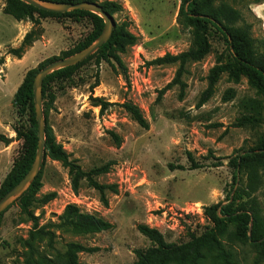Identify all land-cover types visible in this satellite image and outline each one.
Segmentation results:
<instances>
[{"label": "rangeland", "instance_id": "374dc122", "mask_svg": "<svg viewBox=\"0 0 264 264\" xmlns=\"http://www.w3.org/2000/svg\"><path fill=\"white\" fill-rule=\"evenodd\" d=\"M112 1L124 7V13L114 17L116 24L128 23L129 31L139 37L136 45L120 54L123 66L113 68L105 62L97 65L93 58L78 68L72 79L52 83L43 103L44 111L50 109L48 116L45 114L46 126L71 160L85 171L115 163L109 174L97 179L102 184L118 185V193H107L108 207L86 182L75 194L69 169L47 152L38 198L53 192L57 198L44 206L33 205L34 215L39 218L37 228L18 203L3 213L0 264H49L46 260L64 253L71 242L99 248L95 253L79 255L84 264H135V250L154 246L139 232L141 224L159 230L168 243L187 242L188 228L201 234L212 226L204 207L225 201L232 190L234 171L229 166L230 159L254 147L264 133V124L255 129L232 126L242 114L240 101L257 95L245 78L234 83L223 74L212 99L197 108L208 87L209 72L226 49L224 39L215 30L210 37L211 53L187 65L184 98H180V86H175L157 102L159 91L172 82L179 65L147 63L166 54L179 55L193 44L191 32L182 31L177 24L180 0ZM5 4L6 0H0V59H5L0 66V134L13 141L9 145L0 142V188L22 150L23 141L18 140L14 128L26 129L30 119L29 112L20 118L13 103L26 74L49 59H63L64 53L81 45L93 29L91 21L84 17L40 18L41 24L35 29L41 37L26 59L17 60L8 51L21 45L26 30L3 13ZM231 4L253 25V36L264 38V2L237 0ZM28 23L31 30V22L23 24ZM97 83L99 86L93 89ZM91 97L114 105L101 114ZM125 102L141 109L149 129L127 114L120 106ZM112 132L120 136V146ZM189 153L204 168L191 170ZM171 165L184 166L185 170H174ZM262 181L255 196L264 214V176ZM68 205L102 216L115 228L94 235L59 230L57 225ZM41 228L48 234L41 236ZM228 237L229 233L223 241L228 242ZM236 249L239 264H254L255 253L249 245H237Z\"/></svg>", "mask_w": 264, "mask_h": 264}, {"label": "trees", "instance_id": "16d2710c", "mask_svg": "<svg viewBox=\"0 0 264 264\" xmlns=\"http://www.w3.org/2000/svg\"><path fill=\"white\" fill-rule=\"evenodd\" d=\"M50 1L60 3L95 2L100 4L103 10L112 17L124 13L123 5L112 0ZM231 1L237 0H180L177 24L182 31L191 32L193 36L192 47L179 55L166 54L147 64L149 66L179 65L172 82L159 91L157 102H160L165 94L175 86H180V98H184L187 85L183 78L187 72V65L191 62H199L211 53V33L213 30L217 31L224 39L226 49L217 56L216 64L209 72V84L201 94L197 108H202L212 99L216 92V85L223 74H227L234 83H239L242 78H245L257 95L240 101L242 114L232 126L255 129L264 124V38L256 39L253 36V25L247 21L240 10L231 4ZM253 1L256 4L264 2L263 0ZM3 13L12 16L18 22H31L33 24V28L25 35L21 45L8 51V55L17 59H22L41 37L42 34L35 29L41 24L40 18L84 17L91 21L92 32L76 49L65 52L64 58L72 56L93 44L105 27L104 20L91 12L78 10L64 14L49 13L27 5L20 0H6ZM128 27L126 22L116 25L110 41L103 45L97 53L78 65L58 70L49 75L44 82L43 99L49 92L52 83L72 79L75 71L93 58H95L97 65L105 62L113 68H116V65L122 67L120 54L124 53L127 47L134 46L139 42V37L131 33ZM58 59H49L43 62L38 69L30 70L14 96L13 103L19 117L22 118L29 112L30 119L26 129L14 128L18 140L23 141V145L11 172L0 188V199L15 187L33 166L38 149V128L34 108V78L41 69ZM4 63L5 59H0V66ZM98 86L99 83L94 85L93 89ZM91 101L94 107L100 108L101 114H105L114 105L99 97H91ZM120 106L139 126L144 129L150 128L149 121L137 105L132 102H125ZM49 110V108H45L46 116H48ZM47 127L46 149L48 155L69 169L74 193L78 194L82 182H86L90 188L95 189L100 194L101 202L105 207H108L107 193L117 194L118 185L102 184L97 178L109 174L115 163L108 162L90 171H85L76 160L70 159V155L56 141L52 130ZM111 135L117 146H120V136L114 132ZM0 142L9 144V138L0 134ZM188 156L191 162V170L204 168L194 160L192 154L189 153ZM229 166L234 171L232 190L225 201L204 207L205 216L212 223V226L206 227L201 234H197L188 228L189 240L177 244L168 243L159 230L141 224L138 226L139 232L147 237L154 246L146 250H135L137 257L135 264H239L237 245H249L255 253L254 264H264V214L262 206L255 196L262 186L264 176V133L260 135L254 147L231 158ZM171 168L185 170V167L181 165L178 167L171 165ZM41 180L42 175L40 173L29 190L16 202L27 217L33 221L35 228L39 225V218L34 215L33 205L39 203L44 206L57 198L56 192L38 198V193L43 185ZM239 182H242L243 185L237 186ZM57 228L77 235H94L111 231L115 225L102 216L82 211L77 205H68L60 217ZM230 228L233 229L230 230ZM228 233V242L223 241ZM39 234L44 236L48 233L45 232L44 228H41ZM97 251H99L98 247H86L78 242H71L67 244L64 253H60L55 259H47L46 262L49 264H84L80 262L79 255Z\"/></svg>", "mask_w": 264, "mask_h": 264}, {"label": "water", "instance_id": "95a60500", "mask_svg": "<svg viewBox=\"0 0 264 264\" xmlns=\"http://www.w3.org/2000/svg\"><path fill=\"white\" fill-rule=\"evenodd\" d=\"M20 1L27 5L33 6L36 9L49 13L64 14L78 10L91 12L97 14L104 20L105 27L102 34L93 44L72 56L51 62L41 69L35 76L33 83L34 108L38 128V149L35 161L26 176L0 199V215L6 212L17 201H19V199L29 190L31 185L40 175L47 157L46 118L43 103V86L46 78L58 70L78 65L97 53L103 45L110 41L117 25L114 17L106 13L100 4L95 2L84 1L80 3H60L50 0ZM10 140L13 141V139Z\"/></svg>", "mask_w": 264, "mask_h": 264}, {"label": "crops", "instance_id": "0c3cea01", "mask_svg": "<svg viewBox=\"0 0 264 264\" xmlns=\"http://www.w3.org/2000/svg\"><path fill=\"white\" fill-rule=\"evenodd\" d=\"M16 21H17V20H16ZM17 23H18V26H19V27L24 28V29L26 30V31H25V34H24V37H25V35L29 32V31H28V27H29V30H30V28H31L30 25H29V23H28L27 26L23 24L24 22H18V21H17ZM30 31H31V30H30ZM22 39H24V38L22 37ZM20 41H21V40H20ZM22 41H23V40H22ZM21 43H22V42H21ZM35 43H37V42H35ZM35 43H34V44H35ZM34 44H33L32 47H34ZM32 47H31V48H32ZM31 48H30V49H31ZM30 49H29V50H30ZM29 50H28V51H29ZM28 51H27V53H28ZM27 53H26V54H27ZM26 54H25V55H26ZM13 58H14V57H13ZM26 58H27V57L24 56L22 59L24 60V59H26ZM14 59H17V58H14ZM22 59H17V60H22ZM9 142H10V139H9ZM7 145H9V144H7Z\"/></svg>", "mask_w": 264, "mask_h": 264}, {"label": "built area", "instance_id": "2783aa9c", "mask_svg": "<svg viewBox=\"0 0 264 264\" xmlns=\"http://www.w3.org/2000/svg\"><path fill=\"white\" fill-rule=\"evenodd\" d=\"M37 216H39V215H37Z\"/></svg>", "mask_w": 264, "mask_h": 264}]
</instances>
